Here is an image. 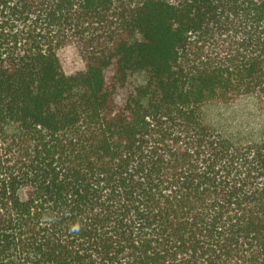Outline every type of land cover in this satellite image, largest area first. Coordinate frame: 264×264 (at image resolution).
<instances>
[{
	"label": "trees",
	"instance_id": "1",
	"mask_svg": "<svg viewBox=\"0 0 264 264\" xmlns=\"http://www.w3.org/2000/svg\"><path fill=\"white\" fill-rule=\"evenodd\" d=\"M240 97L264 0H0V264H264V130L203 117Z\"/></svg>",
	"mask_w": 264,
	"mask_h": 264
},
{
	"label": "rangeland",
	"instance_id": "2",
	"mask_svg": "<svg viewBox=\"0 0 264 264\" xmlns=\"http://www.w3.org/2000/svg\"><path fill=\"white\" fill-rule=\"evenodd\" d=\"M59 59L67 75L83 68L80 49L75 43L62 47ZM203 117L207 124L233 140L259 139L264 130V114L252 97H240L228 103H207L203 107Z\"/></svg>",
	"mask_w": 264,
	"mask_h": 264
}]
</instances>
